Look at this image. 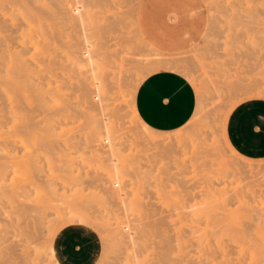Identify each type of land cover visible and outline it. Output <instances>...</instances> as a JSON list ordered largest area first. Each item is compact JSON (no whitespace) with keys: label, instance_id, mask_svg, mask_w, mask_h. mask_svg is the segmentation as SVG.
<instances>
[{"label":"rangeland","instance_id":"1","mask_svg":"<svg viewBox=\"0 0 264 264\" xmlns=\"http://www.w3.org/2000/svg\"><path fill=\"white\" fill-rule=\"evenodd\" d=\"M80 1L86 4V7L84 9L85 11L83 12V17L81 18L82 21L78 19V16H74L72 14L71 16L69 14V7L75 6L76 3V5H79V3L81 4ZM134 1L132 2L130 0H126L125 3L127 4V6L126 4L124 6V3L122 5L110 4L108 0H37L38 11L40 15L39 39L41 64L37 112H39V114L42 116L47 113L53 114L55 116H61L70 112L73 118H82L85 124H87L92 131V126L97 129L99 128V120L97 118L101 117L104 119H108L109 117L108 120L110 121H107L106 119L105 121L111 123L112 125L114 124V134L116 136V141H118L115 146L119 148V154H111V151L107 149L109 146H105V149H98L95 144L96 142L94 143V141H96L94 140V134L92 136H89V139L86 142V139L83 135L79 136L71 132L70 134L69 131H65L63 133L60 132L59 135H56V138L53 140L51 138L52 135H50L51 137H48V134H50L49 131L43 128L44 121L38 120V116H35V111L33 109L27 108V104H15L14 106H10V104L4 105L3 103H0V162H10L12 160L16 161V158H6V160L3 155L2 148H5V146L8 145L9 150L14 149L13 139H16V137H18L17 135L22 129H25L24 137H26V144L25 146H23V149H21L19 153H22V160L20 161L19 169L16 170L18 167H16L15 165L14 167H12V170H10L11 172L9 173L8 171L9 174L5 175L7 179L5 178L6 180L4 179V181H8L7 183H9V186L13 184L12 186H10V190L7 187L8 184L7 186L5 184L6 188L3 189L4 185H1V183L3 182V177L0 176L2 179L0 180V182L2 181L0 183V193L5 192V194L2 193L0 195V264H34L32 263L31 258H27L28 256L24 257V254H22V241L17 236L19 232L17 229L19 220H21V214H19L20 217H18V213H20V202L16 197L17 195L14 193V188L15 184H17L18 182L17 177L21 175L24 176L25 181H27L28 185H33L32 187H35V183H38L41 192L46 191L47 188L44 187H47L48 183H51V186L57 189V195H55L58 197V199L55 200V202L59 201L57 205L58 207H60V209H62L61 212H67L68 207H73L72 209L74 210L77 207L83 205V207L95 210L96 212L99 211L97 213L102 212L103 214L104 211L106 213V210L110 206H112L114 209H117V212L119 214L117 212H111V216L107 217H110V221L112 218L114 219L112 220V225H115L119 223V221H121L119 224L121 228L123 226L121 224H124L126 222L129 224L128 228L129 230L130 228H132L131 233L133 235L131 234V236H133L134 238V252L132 253V250H129L130 253H128V250H125L126 248L122 244L117 243L119 248H115L117 247V244H114L115 246L112 247L113 244L110 243L109 249L112 247L111 250L115 251L112 254L114 255L116 253L117 255L115 254V257L112 258L113 255L111 253H108V251L111 252V250L107 249L106 253L108 254L105 255H103L104 250H102L100 253V257L97 260L98 262H96L95 264H128L135 259H137V261L139 262L138 264H177L179 263L176 258V254L178 253L177 251L178 249H185L186 245L188 246V251H190V254L188 256L191 260V264H198V252H196V249H198V247L201 246L200 243H202V235L198 229V224L199 222H201V218L199 217V213H197V211L196 213L195 211L194 213H191L192 208H194V204L196 203V206L198 203L196 201L199 198L197 199L194 197V195L196 194L195 192L197 191L199 192V195L201 196L200 198L202 199V195L204 194L203 191L205 192V190H209V193L212 194V191L214 189L216 190L219 188L218 191H220V189H223V192H220L225 196L228 192L226 191L228 190L227 188H229V192L231 193L232 191L230 190L234 189L233 192L235 196L229 192L228 193L231 194V199L232 196L237 199L239 197L238 201L240 202V205L238 204V202L237 204L235 203L237 199H235L236 201L232 200V202L234 201L235 203L233 204L235 207L233 205V207L231 205L229 206V208L232 210L231 211L228 209L230 213H254V210L256 213V208L257 213H264V198L262 197L264 196L262 191L264 190V184L261 181L260 184L263 185H261L260 187V195H258V193H255L257 197L260 196V198H257L256 196V198H254L256 208L253 202V204H251V201L249 199H245L246 197H243L246 195L247 191H249V185L250 187H252L253 184H255V181L252 182V185L249 182L250 184L248 185V188L244 191L246 192L245 195L242 196L243 193L241 194V199H244V201L246 200L245 202L241 201L239 196L240 192H238V194H235L237 193V191H240L241 187L239 186L243 185V183H246L247 185V182L244 179V176L246 175L245 173L243 175V172L249 171L253 178L255 177L253 173L258 174L257 172L259 171L264 173V169L263 171L261 170L262 168H264V157L255 158L241 153L233 146L227 134V120L229 114L239 102L252 97L264 98V0H251V5L249 2L247 3L246 0ZM107 6L109 8L108 10ZM1 41L2 40H0V54L2 55L1 52L3 50V41ZM83 42L86 43L84 44ZM86 44H88L89 46L86 47ZM130 45L131 47H129ZM139 49L140 51L143 50L144 53L143 51H137ZM136 51L141 56L137 55L138 53ZM145 51L146 54L147 52L149 54H147L148 58L151 57L153 61H149L151 58H146L147 56H145ZM87 54H90V59H88L89 57L87 56ZM163 55L168 56L166 57L168 59L170 57V60L176 57V59L174 58L175 61H173L174 59L172 60L176 63L174 64L169 60L167 61V59L165 61ZM143 56H145V58L147 59L146 62V59H144ZM156 57H163V60L167 62L166 64L168 65H165V62L161 59L160 60L162 61V63L161 61H159L160 64H158L159 58L157 59ZM0 58V60H2V57ZM154 58L157 59V62L154 61ZM151 64L153 65V67ZM170 64L175 66H172ZM49 68L54 71L52 78L47 76ZM175 68H177L176 71H180L185 74L194 84L197 91L196 108L194 114L184 126L172 130H158L149 126L140 117L135 103L137 88L143 78L149 73L159 69L175 70ZM50 79L52 82L51 86L48 85ZM95 80H98V82L95 83ZM80 86L88 89L87 98L83 97ZM19 105L22 108H27V111H24L25 109H18L17 107L20 108ZM103 112L105 113V115ZM94 116L97 118H95ZM16 120L18 123L16 122ZM196 122L198 123V125ZM201 124L203 125L201 126ZM195 125H197L198 129ZM82 126L83 125L79 124V122H76L75 130L80 132L82 130ZM5 129L7 131H5ZM37 130H40V133H38L39 131ZM183 131H185V133ZM200 132L206 133L208 138H206L205 134V136L202 133L200 134ZM66 133L70 134L69 137H65ZM188 133H190L191 135H188ZM38 135L40 136L39 138L41 140L43 139L42 142H40L41 140L38 138ZM130 135H134L132 142L133 149L131 150V146L127 141V139H130ZM200 135L201 137L203 136L202 139L199 137ZM181 136L183 137L181 138ZM215 136L219 138L217 139V141L219 142L220 147L218 144L217 146H214L212 143L214 142V144L216 145ZM204 137L207 141L204 140ZM66 138L69 139L67 140ZM191 138L194 139V141L191 140ZM64 139L66 140L65 142ZM184 139L186 141L182 143L181 141ZM210 139H212V142ZM77 140L80 144L75 143L77 142ZM188 140L191 142V144ZM57 141L59 144H57ZM68 141L72 142H69L68 145ZM200 141L203 142V144L200 145ZM31 142L35 146V148L32 147L33 145H31ZM52 142L55 144H53ZM192 142L195 143L194 146L192 145ZM177 143L181 144L182 146L183 144H186L188 145L187 147H190L189 145H191L192 147L189 148V151L186 150L187 147H185L184 145L186 152L188 151L189 154H183L185 150L183 151L182 149L184 148L182 146L179 147V145H176ZM197 143H199V145H197L198 148L196 147ZM43 145L47 147L45 148ZM202 145L203 147H201ZM210 145L217 147V151L218 147L220 148L219 151L224 150L222 154L225 153L226 156L221 157L219 151L218 153L217 151H214L216 149L214 147L212 150V146L210 147ZM40 146H42V149L44 148L43 151L40 149ZM176 146L180 148V151ZM24 148L26 149V151ZM38 148L40 149V151ZM71 148H77V150ZM190 149L191 151H193L192 153ZM201 149L204 150L201 151ZM68 150H70V152H67ZM81 150H83V153L81 152ZM30 151L32 152L29 156ZM205 151L209 152H206L209 156L204 153ZM35 152H37L38 154ZM60 152L66 156L69 155L68 157H71V159L65 157ZM73 152H75L76 154ZM79 152L80 154H78ZM13 153L15 155L14 150H12V154ZM23 154L28 155L23 156ZM32 154L36 155H34V158L39 157V160H37L38 158L34 159ZM45 154H47L48 156H45ZM74 154L75 156H73ZM81 155H84L85 158L80 159V157H83ZM95 155L98 157H96ZM89 156L91 157L89 158ZM125 156H127L126 159H128V161H132V166L123 167L121 165V158L125 159ZM41 157L45 159H48L49 157V159H51L47 162L49 164L46 163L47 160H45V162L43 161L44 159L41 160ZM110 157H114L117 159L116 162L117 164H119L120 169L118 182L120 203L117 198H112L111 202L113 204L110 203L107 198H102L103 196H107V194L104 193V186L110 180L109 178L112 177V170L110 166L112 162L110 160ZM226 157H232L233 159L229 158L230 161H227ZM99 158L101 161L99 160ZM88 159H90V162L92 163L91 165H89V167L88 163L86 165V162H89ZM30 160L31 162H29ZM81 160L87 161H85V163L83 164ZM231 160H236V163H233ZM41 161L42 163H40ZM72 161L74 165L76 164L75 166L72 164ZM52 162L53 164H50ZM95 162H99L98 165H102L98 166ZM228 162L229 164L227 165ZM33 163L35 164V166H33ZM113 163H115V161H113ZM26 164H28L29 166ZM221 165L224 166H222L224 169L220 168ZM229 165H231V169L235 167L234 169H237L236 171H240V173L230 171L231 169L229 168ZM11 166L9 167V169H11ZM49 167L53 169L51 170L49 169ZM76 167L79 168L77 169ZM95 167L96 169H94ZM99 167L105 168L106 171L104 172V169L99 170ZM13 168L16 169L13 170ZM199 168H204L205 170H203V172L200 171L201 173H198ZM227 168L229 169V171L227 170ZM253 168L254 170H252ZM42 169L46 170L44 171L47 175L42 171ZM109 169L111 171H109ZM220 169L223 171H221ZM50 170L51 173L49 172ZM94 170L97 171V173H95ZM75 171L78 172H76L75 174ZM79 172H81V175H79ZM106 172H108V174ZM1 173L2 172H0V175H3ZM63 173L64 175L66 174L67 177L69 176L68 180H66L67 177L64 178L65 176L63 175ZM29 175L31 178L29 177ZM53 175L54 178H52L51 180L50 177H52ZM55 175L58 176L56 177ZM71 175L73 177H78L79 175L78 178L74 177L78 181H76L74 178H71ZM108 175H110L111 177ZM263 175L264 174L261 175V178L258 177L255 180L257 181L258 179H263ZM13 176L15 178H13ZM61 176L63 177V179ZM201 176L206 177V179L209 178L208 180H214V183H212L214 184L212 185L213 189L209 187L210 185L208 186L207 180L206 182H204L205 180L203 181L199 178ZM233 176L234 179L232 178ZM197 178H199V182L196 180ZM222 178L224 180H222ZM9 179H11L10 182L13 181L14 183L12 182L11 184L9 182ZM49 179L52 182H49ZM58 180L61 183H66V186H69L66 187L64 183V185H61L60 182H57ZM200 182L205 186H203ZM211 182H209V184ZM59 183L61 185L59 189L61 191V194L58 190ZM75 183L77 184L75 185ZM196 183H198V186L196 185ZM200 185L204 187H201V190ZM218 185L221 187H219ZM255 185H259V182ZM255 185L252 188L255 189ZM79 186L82 189H80ZM98 186L99 188H97ZM216 186H218V188ZM63 187L66 188V193L62 192L64 191ZM85 187L87 188V190L85 189ZM238 187L239 190L237 189L236 191L235 189ZM91 188L96 189L94 191ZM209 188H211L212 191H210ZM256 188L259 189V186H256ZM67 189H69V191L71 189L72 190L68 192ZM88 189L89 191H93L92 195L91 191L89 192ZM257 189L255 191H257ZM73 190H77L75 191L74 195L72 194L74 193ZM80 190L86 191L81 194L82 191ZM87 191L90 194L89 197H91L92 199L94 198L93 201L91 198L84 197V195L88 196ZM76 192H80L79 195H82L83 197L81 198ZM94 192L96 193V195L99 194V196H102L104 194L101 197V201L103 200L102 203L101 201H99L100 197L96 196ZM198 192L196 195H198ZM241 192H243V190H241ZM218 193L219 192H217L216 194ZM261 193L263 194L262 196ZM6 194H8V197L9 195L12 196L8 199V197H6ZM63 194H68L66 195L67 198L64 197ZM76 194L77 196H75ZM216 194L214 192L212 195L213 197H211V195H208L213 203L216 201V198L214 197V195ZM249 194L250 193H248L247 195L249 196ZM251 194L253 196L254 192H251ZM2 195H4L3 197H5V201L7 200V203H5ZM14 195L15 197H13ZM227 195L225 199H228ZM72 196L73 199H75L76 197L75 202L78 204V206L72 199ZM95 196L99 199L97 200ZM208 196L206 197L208 198ZM221 196H217L218 202L213 204L210 201L211 204L208 203V205L215 206L216 204L218 205L219 202L223 204L222 201H224L225 203L226 200L223 198V196L222 199L224 200H219ZM252 196L250 195L248 198ZM63 197L65 198V200H62ZM68 197L71 198V200L68 199ZM205 198L204 200H206ZM77 200H79V202ZM208 200L210 199H207V201ZM256 200L261 203L258 204ZM2 201H4L3 203H5V205L2 203ZM70 201L72 203H70ZM228 201H226L227 203H225V205L227 204L226 206L229 205ZM67 202H69L68 204L70 206L67 204ZM8 203L11 204L8 205ZM13 203L18 205H13ZM243 203H246L247 207L243 205ZM59 204H62V206H59ZM6 205H8V207H6ZM104 205L109 206L103 207ZM199 205H201V203H199ZM63 206L65 207V209H63ZM242 206L247 210L244 211V208ZM252 206L254 207L252 208ZM258 206L260 210L262 208L263 209L260 211L258 209ZM3 207H5L6 210ZM197 208L195 210H197ZM207 208L208 206L206 207V209ZM217 208L215 209L216 211ZM223 208H225V206H223L219 210V213L222 212L221 210ZM248 208L250 211L248 210ZM72 209H69V211H73ZM11 210L12 212L14 210L16 212L14 211V213L12 214V212H10ZM202 211H200V213H202ZM15 213H17V215H15ZM54 213L55 212L51 213L52 217L56 215V213ZM139 213L141 214L139 215ZM223 213H227V211H224L223 209ZM114 214L116 217H118H114ZM50 216L51 215H49V217ZM12 217H16L17 219ZM16 221L18 222L16 223ZM50 222L52 225L54 224V226L57 225L53 221ZM141 226L142 229L143 227H147L148 230H142ZM123 229L126 228L123 227ZM12 232H15V234ZM15 236H17V238ZM43 238L44 234L38 238L41 244H43V241L45 239ZM203 243L204 248L208 250L212 248L210 247L211 245H209L211 242L205 240ZM206 243L208 244L206 245ZM205 246H208V248ZM124 252L125 254L128 253L126 254V257ZM132 256H135V258L133 259ZM125 259H127L128 261H126ZM121 260H125V262Z\"/></svg>","mask_w":264,"mask_h":264},{"label":"bare ground","instance_id":"2","mask_svg":"<svg viewBox=\"0 0 264 264\" xmlns=\"http://www.w3.org/2000/svg\"><path fill=\"white\" fill-rule=\"evenodd\" d=\"M83 1V0H82ZM130 1H134V0H130ZM227 1V0H226ZM247 1V3L249 2L250 3V1L251 0H246ZM263 1V0H262ZM72 2V1H71ZM81 2V1H80ZM108 2H110V4H113V5H122L123 3H124V6H125V2H126V0H108ZM134 2H136V1H134ZM242 2V1H241ZM227 3V2H226ZM232 3V2H231ZM246 3V4H247ZM254 3V2H253ZM261 3V2H260ZM263 3H264V1H263ZM77 4V3H76ZM75 4V6H71V7H69V14L71 15H74V16H78V19H80L81 20V18L83 17V12L85 11L84 9H85V7H86V4L85 3H82L81 2V4L79 3V5H76ZM108 4V3H107ZM242 4V3H241ZM240 4V5H241ZM245 4V5H246ZM252 4V2L250 3V5ZM71 5V4H70ZM129 5V4H128ZM131 5V4H130ZM133 5H134V3H133ZM237 5H238V3H237ZM244 5V4H243ZM249 5V6H250ZM104 6V5H103ZM109 6V5H108ZM108 6H107V10L109 9L108 8ZM126 6H127V4H126ZM257 6V5H256ZM262 6H263V4H262ZM115 8V7H114ZM119 8V7H118ZM220 8V7H219ZM106 9V8H105ZM106 10V11H107ZM123 12V11H122ZM125 12V11H124ZM123 14V13H122ZM71 15V16H72ZM107 15V14H106ZM261 15H263V14H261ZM121 17V16H120ZM115 18V17H114ZM111 19V18H110ZM79 21V20H78ZM82 21V20H81ZM81 21H80V23H81ZM84 23V22H83ZM119 23V22H118ZM81 25H83V24H81ZM121 25V24H120ZM122 32V31H121ZM121 34V33H120ZM132 34V33H131ZM130 34V35H131ZM118 35V34H117ZM123 35V34H122ZM39 37H40V15H39V11H38V5H37V0H0V40H2L3 41V50H2V55L0 54V57H2V60H0L1 62H0V103H3L4 105L5 104H10V106L11 105H15V104H27L28 105V107L27 108H29V109H33L34 111H35V116H38V120H40V121H44V123H43V128L45 129V130H47V131H49V133L50 134H48V137L50 136V135H52V139L54 140L55 138H56V135H59V133L60 132H65V131H69V133L71 132V133H73V134H76V135H83L84 137H85V139H86V142L88 141V137L89 136H92L93 134L95 135V137H94V140H96V141H94V143L96 144V147L98 148V149H103L105 146H109L107 149H109L110 151H111V154H114V153H117V154H119V148H117V146H115V144L118 142V141H116V136H115V134H114V132H115V129H114V127H113V125L111 124V123H108V122H106L105 121V119L104 118H101V117H99V118H97V117H95V118H97L98 120H99V128L97 129V128H94V126H92V129H93V131L92 130H90V128H89V126L87 125V124H85V122H84V120L81 118H73L71 115V113L70 112H68V114H65V115H61V116H55V115H53V114H49V113H47V114H45V115H40L39 114V112H37V108H38V96H39V76H40V68H41V64H40V39H39ZM131 40V39H130ZM140 40V39H139ZM1 41V42H2ZM84 43V42H83ZM86 43V42H85ZM84 43V44H85ZM125 43V42H124ZM124 43H123V45H124ZM140 43V42H139ZM2 44V43H1ZM83 44V45H84ZM126 44V43H125ZM128 44V43H127ZM87 46L86 47H88L89 45L88 44H86ZM129 47H131V45L129 46ZM133 47V46H132ZM83 48H84V46H83ZM82 48V49H83ZM125 48V47H124ZM128 48V47H127ZM142 48V47H141ZM126 49V48H125ZM88 50H89V48H88ZM87 51V50H86ZM129 51V50H128ZM137 51H139V52H141V51H143V50H141L140 51V49L139 50H137ZM136 51V52H137ZM88 52V51H87ZM89 53V52H88ZM138 53V52H137ZM143 53H144V51H143ZM142 53V54H143ZM84 54V53H83ZM141 54V53H140ZM145 54H146V51H145ZM144 54V55H145ZM147 54H148V52H147ZM147 54L145 55V56H147ZM195 54V53H194ZM198 54V53H197ZM90 55V54H89ZM89 55L87 54V56L89 57ZM92 55V54H91ZM137 55H139V53L137 54ZM149 55V54H148ZM150 55H151V53H150ZM193 55V54H192ZM86 56V57H87ZM129 56V55H128ZM139 56H141V55H139ZM139 56H138V58H139ZM145 56H143V58L144 59H146V58H148V56L145 58ZM155 56V55H154ZM157 56V55H156ZM164 56V55H163ZM200 56V55H199ZM124 57V56H123ZM137 57V56H136ZM166 57H168V56H164V60L166 61V59H167V61L169 60V61H171L172 63H176V62H173V61H175V59H176V57H172L173 59V61L172 60H170V57H169V59L168 58H166ZM179 57V56H178ZM177 57V58H178ZM182 57V56H181ZM181 57H180V60H181ZM125 58V57H124ZM135 58V57H134ZM151 58V57H150ZM150 58H148V59H150ZM157 59L159 58V57H156ZM156 58H154L155 60L154 61H156L157 59ZM1 59V58H0ZM88 59H90V57L88 58ZM137 59V58H136ZM163 60V57L161 58H159V60H158V62L159 61H161V60ZM139 60H141V59H139ZM163 60V61H164ZM177 60H179V59H177ZM176 60V61H177ZM144 61V60H143ZM142 61V62H143ZM147 61V59L145 60V62ZM149 61H153L152 60V58L149 60ZM164 61V62H165ZM125 62V61H124ZM132 62V61H131ZM139 62V61H138ZM157 62V61H156ZM179 62V61H178ZM177 62V63H178ZM155 63V62H154ZM161 63H162V61H161ZM167 62H165V65H168V64H166ZM169 63V62H168ZM183 63H186V62H183ZM91 64V63H90ZM157 64V63H156ZM158 64H160V62L158 63ZM152 65V64H151ZM170 65H172V64H170ZM179 65H181V64H179ZM184 65V64H183ZM159 66V65H158ZM172 66H175V65H172ZM144 67V66H143ZM152 67H153V65H152ZM145 68V67H144ZM154 69V68H153ZM175 70H177V68H175ZM178 70H180V69H178ZM182 71V70H181ZM53 70L51 69V68H49L48 69V72H47V76L48 77H50V78H52L53 77ZM102 77V76H101ZM95 78V77H94ZM234 79V78H233ZM90 80V79H89ZM96 82H98V80L96 81L95 80V83ZM105 82V81H104ZM230 82V81H229ZM100 83V82H99ZM239 83V82H238ZM51 84H52V82H51V79H50V81H49V83H48V85L49 86H51ZM92 84V83H91ZM102 84V83H101ZM90 85V84H89ZM95 85V84H94ZM88 86V85H87ZM92 86V85H91ZM105 86H106V84H105ZM216 86V85H215ZM236 86V85H235ZM94 87V86H93ZM92 88V87H91ZM255 88V87H254ZM95 89V88H94ZM106 89V88H105ZM80 90H81V93H82V95H83V97L84 98H87L88 97V89H86V88H84V87H81L80 86ZM96 90H97V88H96ZM253 90V89H252ZM239 92V91H238ZM257 92V91H256ZM99 93V92H98ZM236 93V92H235ZM260 93V92H259ZM263 93H264V91H263ZM232 94V93H231ZM230 94V95H231ZM248 94V93H247ZM211 97V96H210ZM226 97V96H225ZM203 98V97H202ZM228 98V97H227ZM204 100V99H203ZM235 100V99H234ZM223 101V100H222ZM226 101V100H225ZM228 101V100H227ZM233 101V100H232ZM231 103V102H230ZM228 104V103H227ZM9 106V107H10ZM20 106V105H19ZM227 106V105H226ZM16 107V106H15ZM24 107V106H23ZM18 109H20V110H23V109H25L24 111H27L26 109L27 108H22L21 106H20V108L19 107H17ZM11 109V108H10ZM14 109V108H13ZM210 109V108H209ZM97 110V109H96ZM14 111V110H13ZM10 112V111H9ZM12 112V111H11ZM24 113V112H23ZM99 113V112H98ZM104 113V112H103ZM221 113V112H220ZM7 114V113H6ZM13 115H16V114H13ZM29 115V114H28ZM101 115V114H100ZM104 115H105V113H104ZM195 116V115H194ZM15 117H18V116H15ZM21 117V116H20ZM1 118V117H0ZM23 119V118H22ZM108 119H109V117H108ZM108 119H106L107 121H110V120H108ZM206 120V119H205ZM204 120V121H205ZM213 120V119H212ZM221 120V119H220ZM19 121H21V120H19ZM16 122H17V120H16ZM76 122H79V124H81V125H83L82 126V130L80 131V132H78L77 130H75V123ZM133 122V121H132ZM2 123V122H1ZM18 123V122H17ZM20 123V122H19ZM23 123V122H22ZM197 123V122H196ZM214 123V122H213ZM222 123V122H221ZM109 124H111V125H109ZM197 125H198V123H197ZM197 125H195L196 127H197ZM203 124H201V126H202ZM4 126V125H3ZM13 126H14V124H13ZM23 126H24V124H23ZM22 126V127H23ZM18 127H20V126H18ZM213 127V126H212ZM13 128H15V127H13ZM102 128V129H101ZM17 129V128H16ZM197 129H198V127H197ZM13 130V129H12ZM193 130V129H192ZM209 130V129H208ZM212 130V129H211ZM5 131H7L6 129H5ZM10 131V130H9ZM14 131V130H13ZM37 131H39L38 133H40V130H37ZM44 131V130H43ZM198 131V130H197ZM205 131V130H204ZM203 131V132H204ZM214 131V130H213ZM15 132V131H14ZM184 133H185V131H183ZM183 132H182V135H183ZM206 132V131H205ZM208 132V131H207ZM4 133V132H3ZM67 134L66 133V135H65V137H69V135L71 134ZM191 133V132H190ZM190 133H188V135L190 134ZM202 132H200V134H201ZM13 134V133H12ZM16 134V133H15ZM14 134V135H15ZM28 134H29V132H28ZM28 134H27V137H28ZM195 134V133H194ZM199 134V133H198ZM203 135L205 134L206 135V138H208L207 137V134L206 133H202ZM215 134V133H214ZM43 135V134H42ZM41 135V136H42ZM47 135V134H46ZM68 135V136H67ZM76 135H74V136H76ZM117 135V134H116ZM187 135V134H186ZM191 135V134H190ZM204 135V136H205ZM216 135V134H215ZM18 137H16V139L14 138L13 140H14V143H13V148L14 149H12V150H14V152H15V155H14V153L12 154V150H9V147H8V145L7 146H5V148H2L3 149V155H4V157H5V159L6 158H10V159H13V158H16V161L15 160H12V161H10V162H8V161H1L0 162V172H2L1 174H3V175H0L1 177H3V180L1 179V177H0V180H2L1 182L2 183H4V184H2L1 182V185L3 186L4 185V187H3V189H5L6 188V186H7V184H8V188H9V190L11 189L10 188V186H12L13 184H12V182H10V180L11 179H9V182L12 184V185H10L9 186V183H7L8 181H4V179L6 178L7 179V177H5V175L7 174H9L11 171L10 170H12V167H14L15 165H16V167H18L16 170H18L19 169V164H20V161L22 160L21 158H22V153L21 154H19L20 153V150L21 149H23V146H25V144H26V137H24L25 136V129H22V130H20V132L18 133V135H17ZM31 136V135H30ZM30 136H29V138H30ZM33 136V135H32ZM45 136V135H44ZM40 136L38 135V138H39ZM59 137H61V136H59ZM64 137V136H63ZM130 137V139H127V141L129 142V145L131 146L130 147V150L131 149H133V145H132V142H133V138H134V135H130L129 136ZM178 137V136H177ZM176 137V138H177ZM183 136H181V138H182ZM201 139H202V137H201V135L199 136ZM211 137V136H210ZM216 137V136H215ZM33 138V137H32ZM43 138V137H42ZM194 138H195V136H194ZM205 138V137H204ZM206 138L204 139V140H206ZM213 138H214V136H213ZM5 139V138H4ZM34 139V138H33ZM40 139V138H39ZM46 139V138H45ZM67 139V138H66ZM69 139V138H68ZM67 139V140H68ZM77 139V138H76ZM118 139V138H117ZM189 139V138H188ZM217 139H219V138H215V140H216V145L214 144V142H212V139H210L211 140V142L213 143V145L214 146H217V144L219 145V147H220V144H219V142L217 141ZM38 140V139H37ZM41 140V139H40ZM43 140V139H42ZM42 140L40 141V142H42ZM79 140H80V138H79ZM178 140H179V138H178ZM186 140H187V138H186ZM185 139L184 140H182L181 142L183 143L184 141H186ZM191 140H193L194 141V139H192L191 138ZM203 140V141H204ZM45 141V140H44ZM51 141V140H50ZM58 141H59V139H58ZM58 141H57V144H59L58 143ZM66 140L64 139V142H65ZM74 141H76V140H74ZM85 141V140H84ZM189 141V140H188ZM207 141V140H206ZM69 142H72V141H68L67 142V144L69 143ZM178 142V141H177ZM180 142V143H181ZM190 142V141H189ZM199 142V141H198ZM201 142V141H200ZM210 142V141H209ZM218 142V143H217ZM49 143V142H48ZM53 143V142H52ZM75 143H78V140H77V142H75ZM38 144V143H37ZM53 144H55V143H53ZM64 144V143H63ZM66 144V143H65ZM78 144H80V143H78ZM86 144V143H85ZM190 144H191V142H190ZM194 142H192V145L194 146ZM201 144H203V142H201L200 143V145ZM31 145H33L32 144V142H31ZM69 145V144H68ZM67 145V146H68ZM75 145H77V144H75ZM176 145H179V147L180 146H182L181 144H179V143H177ZM184 145H185V147H187L188 145H186V144H183V148H184ZM197 145H199V143H197L196 144V147H197ZM44 146V145H43ZM59 146V145H58ZM62 146V145H61ZM190 147H187V149L186 150H188L189 151V148H191L192 146L191 145H189ZM205 146H206V142H205ZM212 145H210V147H211ZM214 146H212V150H213V147ZM28 147H30V146H28ZM32 147H34L35 148V146L33 145ZM42 146H40V149L43 151V149L41 148ZM45 147V146H44ZM47 147V146H46ZM45 147V148H46ZM52 147V146H51ZM63 147V146H62ZM74 147H76V146H74ZM83 147H84V145H83ZM177 147V149L179 150L180 148H178V146H176ZM181 147V148H182ZM201 147H203V145L201 146ZM218 147V151H219V148ZM49 148V147H48ZM70 148V147H69ZM106 148V147H105ZM104 148V149H105ZM195 148V147H194ZM198 148V147H197ZM200 148V147H199ZM214 148H216L214 151H217V147H214ZM25 149V148H24ZM27 149H29V148H27ZM39 149V148H38ZM40 149H39V151H40ZM52 149V148H51ZM61 149H64V148H61ZM71 149H74V148H71ZM176 149V150H177ZM222 149H224V148H222ZM32 150H33V148H32ZM36 150H37V147H36ZM74 150H77V148L76 149H74ZM79 150V149H78ZM93 150V149H92ZM183 151L185 150V148L184 149H182ZM182 150H181V153H182ZM186 150H185V152H186ZM192 150H193V148H192ZM202 150H204V149H201V151ZM25 151H26V149H25ZM62 151V150H61ZM73 151V150H72ZM71 151V152H72ZM96 151V150H95ZM94 151V152H95ZM100 151V150H99ZM98 151V152H99ZM180 151V150H179ZM184 152L183 154H189V152ZM190 151H191V149H190ZM209 151V150H208ZM208 151H205L204 153H206V152H208ZM218 151H217V153H218ZM22 152V151H21ZM31 152L32 151H30V154H29V156L31 155ZM38 152V151H37ZM37 152H35V153H37ZM46 152H47V149H46ZM58 152H59V150H58ZM57 152V153H58ZM63 152H65V151H63ZM67 152H70V150H68ZM81 152L83 153V150H81ZM93 152V151H92ZM98 152H96V153H98ZM102 152V151H101ZM193 151H191V153H192ZM222 152H224V150H221V151H219V154H220V156L221 157H224V156H226V154L225 153H223L222 154ZM26 153V152H25ZM27 153H29V152H27ZM34 153V152H33ZM39 153V152H38ZM37 153V154H38ZM41 153V152H40ZM43 153H45V152H43ZM61 153V152H60ZM73 153H75V152H73ZM178 153V152H177ZM209 153V152H208ZM208 153H206L207 155H208ZM53 154H56V153H53ZM61 154H63V153H61ZM66 154V153H65ZM68 154V153H67ZM69 154H71V153H69ZM76 154V153H75ZM75 154L73 155V156H75ZM78 154H80V152L78 153ZM77 154V155H78ZM101 154V153H100ZM100 154H98V155H100ZM223 156H222V155ZM25 154H23V156H24ZM28 155V154H27ZM27 155H25V156H27ZM35 155V154H34ZM33 154H32V156H33V158L36 156H34ZM43 155V154H42ZM64 155V154H63ZM87 155V154H86ZM102 155V154H101ZM217 155V154H216ZM32 156H31V160H32ZM38 156V155H37ZM40 156V155H39ZM45 156H48L47 154H45ZM57 156V155H56ZM65 157H68V156H66V155H64ZM64 156H62V157H64ZM81 156H83L82 158L80 157V159H84L85 157H84V155H81ZM96 156V155H95ZM104 156V155H103ZM113 156V155H112ZM115 156H116V154H115ZM114 156V157H115ZM118 156V155H117ZM191 156V155H190ZM209 156V155H208ZM218 156V155H217ZM228 156V155H227ZM61 157V158H62ZM86 157H88V156H86ZM91 156H89V158H90ZM96 157H98V156H96ZM114 157H110V160H111V164H110V166H111V170H112V174H111V176L110 175H108V176H110L111 178H109L110 180L107 182V184H105V186H104V193H106L107 194V196H99V194H97L96 195V193H95V195L96 196H99L100 197V200L99 201H101V199L102 198H107L108 200H109V202L110 203H112L111 202V199L113 198H117L118 199V201H119V203H120V196H119V192H118V182H119V175H120V169H119V164H117V162H116V158H114ZM126 157L127 156H125V159H122L121 158V165L124 167H127V166H132V161H128V159H126ZM36 158H38L37 160H39V157H36ZM36 158H34V159H36ZM59 158V157H58ZM69 159H71V157H68ZM78 158H79V156H78ZM100 158H101V156H100ZM100 158H99V160H100ZM103 158V157H102ZM211 158V157H210ZM215 158V157H214ZM229 158H232V157H229ZM229 158L228 157H226V159H227V161L229 160ZM9 159V160H10ZM42 159H44L43 161L45 162V160H47L46 161V163L49 161V160H51V159H49V157H48V159H45V158H42L41 157V160ZM60 159V158H59ZM73 159V158H72ZM75 159H76V157H75ZM104 159V158H103ZM207 159V158H206ZM220 159V158H219ZM233 159V158H232ZM7 160V159H6ZM31 160L29 161V162H31ZM37 160H35V161H37ZM55 160V159H54ZM89 160V162H86V165H87V163H88V167H89V165H91L92 163L90 162V159H88ZM211 160H217V159H211ZM34 161V160H33ZM61 161V160H60ZM69 161V160H68ZM74 161V160H73ZM73 161H72V164L74 165V163H73ZM77 161V160H76ZM75 161V162H76ZM84 160H81V162L84 164L85 163V161H87V160H85L84 162H83ZM101 161V160H100ZM105 161V160H104ZM104 161H102V162H104ZM113 161H115V163H113ZM220 161V160H219ZM230 161V160H229ZM232 161V160H231ZM236 161V160H235ZM235 161H232L233 163H236ZM29 162H28V164H29ZM51 162V161H50ZM71 162V161H70ZM107 162V161H106ZM26 163V162H25ZM37 163V162H36ZM40 163H42V161L40 162ZM45 163V164H46ZM58 163V162H57ZM63 163V162H62ZM61 163V164H62ZM96 163V162H95ZM98 163L99 162H97L96 164L98 165ZM101 163V162H100ZM109 163H110V161H109ZM219 163V162H218ZM232 163V164H233ZM240 163V162H239ZM12 166H11V165ZM28 164H26V165H28ZM34 164V163H33ZM47 164H49V163H47ZM50 164H53V162L52 163H50ZM59 164V163H58ZM67 164V163H66ZM95 164V165H96ZM199 164V163H198ZM229 164V162L227 163V165ZM241 164V163H240ZM41 165V164H40ZM72 165V166H73ZM76 165V164H75ZM74 165V166H75ZM102 164H100V165H98V166H101ZM226 165V164H225ZM11 166V169H9V167ZM29 166V165H28ZM33 166H35V164L33 165ZM52 166V165H51ZM93 166V165H92ZM91 166V167H92ZM98 166H97V168H98ZM104 166V165H103ZM223 165H221V169L224 167H222ZM231 165H229V168L231 169V167H230ZM232 166H234V165H232ZM36 167H38V166H36ZM42 167V166H41ZM44 167H48V166H44ZM53 167H54V165H53ZM57 167V166H56ZM80 167V166H79ZM78 167V168H79ZM84 167V166H83ZM82 167V168H83ZM226 167V166H225ZM228 167V166H227ZM33 168V167H32ZM77 168V167H76ZM77 168V169H78ZM86 168H87V166H86ZM93 168V167H92ZM92 168H90V169H92ZM235 167H233L230 171H234V172H239L240 173V171H236L237 169H234ZM260 168V167H259ZM9 169V170H8ZM14 168H13V170H15ZM45 169H48V168H45ZM44 169V170H45ZM49 169H51L50 167H49ZM53 169V168H52ZM51 169V170H52ZM62 169V168H61ZM73 169V168H72ZM76 169V170H77ZM85 169V168H84ZM94 169H96V167L94 168ZM102 170V169H104V172L106 171L105 170V168H103V167H99V170ZM212 169V168H211ZM220 169V170H221ZM224 169V168H223ZM234 169V170H233ZM263 169L264 168H262L261 170L263 171ZM39 170V169H38ZM40 170H41V168H40ZM39 170V171H40ZM43 169H42V171L45 173V171H44ZM51 170L49 171L50 173H51ZM55 170V169H54ZM53 170V171H54ZM58 170V169H57ZM98 170V171H99ZM110 169H109V171H111ZM199 171H198V173L201 171V172H203V170H205L204 168L202 169V168H199L198 169ZM226 170V169H225ZM224 170V171H225ZM227 170L229 171V169L227 168ZM226 170V171H227ZM252 170H254V168L252 169ZM252 170H251V172H252ZM8 171H9V173H8ZM56 171V170H55ZM71 171H73V170H71ZM218 171H219V169H218ZM221 171H223V170H221ZM225 171V172H226ZM65 172H67V171H65ZM76 172H78V171H75V174H76ZM87 172H88V170H87ZM94 172L95 173H97V171H95L94 170ZM200 172V173H201ZM205 172V171H204ZM209 172V171H208ZM255 172V171H254ZM13 173V172H12ZM43 173V174H44ZM80 174L79 175H81V172H79ZM103 173V172H102ZM107 174H108V172H106ZM220 173V172H219ZM227 173V172H226ZM226 173H224V174H226ZM242 173V172H241ZM244 173H245V175L246 176H244L245 178V181L247 182V185H246V183H243V185H241V186H239V187H241V189H240V191H237V189L239 190V187L238 188H236L235 190L237 191V193H235V194H238V192H240L239 193V196H240V199L242 198V196L243 195H245V193L246 192H244L247 188H248V185L251 183V185L253 184L252 182L253 181H255L254 183L255 184H258V182H259V185H255V184H253V186L252 187H254V185H255V189L254 188H252V187H250V185H249V191H247V193H246V195L248 194V193H250L249 194V196L251 195L252 196V194H251V192H254V194H253V198L252 197H250V198H248L249 196L247 195H245V196H243V197H246L245 199H249L251 202V204H253L254 202H255V199L254 198H256L257 197V193H258V195H260L259 193V191H261L260 190V187H261V185H263L264 184V178L263 179H258L257 181L255 180V179H257L258 177L259 178H261V175L262 174H264V173H262V172H257L258 174H254L253 173V175L255 176L254 178L251 176V173H249V171H246V172H243L242 174L244 175ZM247 173V174H246ZM249 173V174H248ZM256 173V172H255ZM259 173H261V174H259ZM46 174V173H45ZM44 174V175H45ZM73 174V173H72ZM241 174V175H242ZM47 175V174H46ZM45 175V176H46ZM63 175H64V173H63ZM79 175H78V177H79ZM83 175H85V174H83ZM96 175V174H95ZM259 175V176H258ZM56 176V175H55ZM58 176V175H57ZM56 176V177H57ZM65 177L64 178H66L67 177V175L65 174L64 175ZM107 176V175H106ZM105 176V177H106ZM211 176V175H210ZM232 176V175H231ZM29 177H30V175H29ZM33 177V176H32ZM62 177V176H61ZM69 177V176H68ZM68 177H67V179L66 180H68ZM74 177H77V176H74ZM72 175H71V178H74ZM77 177V178H78ZM202 177V178H201ZM201 177H199L200 179H202L204 182H206V180H207V184H208V186L209 187H211L212 189H213V187H212V185H214V184H212V183H214L213 181L214 180H208L209 178H208V176H207V178L208 179H206V177H204V176H201ZM243 177V176H242ZM262 177H264V175L262 176ZM13 178H15L14 176H13ZM18 178V182H17V184H15V188H14V193L17 195L16 197H17V199H19V202H20V206H19V208H20V213H18V215L19 214H21V220H19V225H18V234H17V236L19 237V239L22 241L21 242V244L23 245V247H21L22 248V254H24V257H27V258H31V260H32V263H34V264H61L58 260H57V258H56V256H55V252H54V247H53V240H54V238H55V235H56V233L58 232V230L61 228V227H63L64 225H66V224H68V223H72V222H83V223H86V224H89V225H91L92 227H94L95 229H96V231H98L99 232V234H100V236H101V241H102V243H103V245H102V250H104L103 251V255H105V254H108V253H114L115 251H113V250H111V248L113 247V246H115L114 244H117V243H119V244H122V245H124L125 246V250H128V253H130L129 252V250L131 251L132 250V253L134 252V238H133V236H131V229L132 228H130V230H129V228H128V226H129V224L126 222V223H124V224H121V225H123L122 226V228H121V226L119 225L120 224V222L121 221H119V223H117V224H115V225H112V220H114L113 218L111 219V221H110V217H107V216H111V212L112 213H114V212H117V209H114L112 206H110L107 210H106V213H105V211H104V214L101 212V213H97V212H99V211H95V210H92V209H89V208H86V207H83V206H80V207H77L78 206V204L75 202L76 200V197H75V199H73V196H72V199L74 200V202L77 204V208L76 209H72V208H69V209H72L73 211H69V209L67 208V212L65 211V212H61L62 211V209H60V207H58V205H57V203L59 202H55V200H57L58 199V197L56 196L57 194H56V191H57V189L55 188V187H53V186H51V183H48V186L46 187H44V188H47L46 189V191H43V192H41L40 191V186H39V184L38 183H35V187H32L33 185H28L27 184V181H25V178H24V176H18L17 177ZM31 178V177H30ZM45 178H47V177H45ZM51 178V180H52V178H54V175L52 176V177H50ZM94 178V177H93ZM199 178H197L196 180L198 181L199 180ZM203 178H205V179H203ZM211 178V177H210ZM230 178V177H229ZM233 179H234V176L232 177ZM248 178H249V180H248ZM251 178H253V179H251ZM5 179V180H6ZM36 179H37V177H36ZM62 179H63V177H62ZM75 180H76V178H74ZM228 179V178H227ZM247 179V180H246ZM251 179V180H250ZM39 180H41V179H39ZM47 180V179H46ZM50 179H49V182H52ZM65 180V179H64ZM74 180V181H75ZM222 180H224L223 178H222ZM15 181H17V180H15ZM48 181V180H47ZM56 181V180H55ZM73 181V180H72ZM76 181H78V180H76ZM84 181V180H83ZM196 181V182H197ZM212 181V182H211ZM227 181V180H226ZM235 181V180H234ZM237 181V180H236ZM244 181V182H245ZM260 181L263 183V184H260ZM29 182H32V181H29ZM43 182V181H42ZM57 182H60L59 180L57 181ZM66 182V181H65ZM80 182H81V180H80ZM86 182V181H85ZM101 182V181H100ZM199 182V181H198ZM209 182H211L210 184H209ZM228 182V181H227ZM240 182V181H239ZM250 182V183H249ZM14 183V182H13ZM61 183V182H60ZM60 183H59V188H58V190L60 189V186L64 183H61V185H60ZM68 183V182H67ZM71 183V182H70ZM73 183V182H72ZM201 183V182H200ZM5 184H6V186H5ZM54 184V183H53ZM52 184V185H53ZM65 184V186H66V183H64ZM63 184V185H64ZM77 183H75V185H76ZM88 184V183H87ZM202 184V183H201ZM206 184V185H207ZM242 184V183H241ZM0 185V186H1ZM44 185V184H43ZM55 185V184H54ZM56 185V186H57ZM196 185L198 186V183H196ZM195 185V186H196ZM203 186H205L204 184H202ZM215 185H217V184H215ZM221 185V184H220ZM234 185H236V184H234ZM246 185V186H245ZM29 186H31V187H29ZM64 186V187H65ZM67 186H69V185H67ZM66 186V187H67ZM100 186V185H99ZM99 186L97 187V188H99ZM203 186H201L200 185V190H201V187H203ZM207 186V187H208ZM219 186V185H218ZM218 186H216L217 188H218ZM225 186V185H224ZM256 186H259V189H257L256 188ZM63 187V188H64ZM78 187V186H77ZM80 187V186H79ZM89 187H90V185H89ZM88 187V188H89ZM206 187V188H207ZM219 187H221V186H219ZM223 187V186H222ZM228 187V186H227ZM263 187H264V185H263ZM56 190H55V189ZM76 188V187H75ZM204 188V187H203ZM202 188V189H203ZM211 188H209L210 189V191H212V189ZM244 188V189H243ZM251 188V189H250ZM2 189V190H3ZM62 189V188H61ZM66 188H64V191H62V192H64V193H66L67 191L65 190ZM74 189V188H73ZM80 189H82L81 187H80ZM85 189L87 190V188L85 187ZM92 189V188H91ZM96 189V188H95ZM95 189L93 188L92 190H94L95 191ZM228 190H226V191H228L229 192V188H227ZM253 189H254V191H253ZM257 189V191H255ZM261 189H263V188H261ZM1 190V189H0ZM63 190V189H62ZM68 190V192H70L69 191V189H67ZM86 190H84V191H86ZM92 190H90L91 191V195L93 194L92 192ZM102 190V189H101ZM205 190V189H204ZM219 190V188L218 189H214L212 192L214 193L215 192V194L217 193V192H219L218 194H216L218 197L219 196H223V198L225 199L226 198V195H227V197H228V199H225L226 201H228V203H229V205L228 206H226L225 205V203H227L226 201H225V203H224V201H222V200H224V199H222V196H221V198H219V200L220 201H222L223 202V204L222 203H218V205L216 206H212V205H208V203L209 204H211L210 203V201H211V198L209 197L210 195H211V197H213L212 195H213V193L212 194H210L209 193V190H205V192H207V193H205L204 191H203V195L206 197V196H208L209 194V196H208V198L206 197H204L203 195H202V199L200 198L201 196L199 195V192H198V195H196L197 194V192H195L196 194L194 195V197L195 198H199L196 202H198L197 203V207H198V205H199V203H201V205H199V207L203 210H201L199 207L197 208L196 206H195V204H194V208H192V212L191 213H194V211H195V213H196V211H197V213H199V217L201 218V222H199V224H198V229H199V231L201 232V235H202V243H200V247H198V249H196V252H198L197 253V260H198V264H209V263H212V264H264V213H260L259 211V213H257V208H256V206H255V203H254V206H255V208H256V213H255V210H254V213H230V211L229 210H231L230 208H229V206L231 205H233V204H237V202H238V204L240 203L239 201H238V199H239V197H238V199L237 198H235L234 196V192H233V190H230V191H232V193L231 192H229V193H231V194H233L234 196H232V199H231V194H229L228 192H227V194H226V191H225V196L223 195V193H221L220 191H222L221 189H220V191H218ZM241 190H243V192H241ZM60 191V190H59ZM75 191H77V190H73V192L74 193H72L73 195L75 194ZM79 191V190H78ZM80 191H82L81 192V194L84 192L83 190H80ZM88 191H89V189H88ZM87 191V192H88ZM89 191V192H90ZM98 191V190H97ZM217 191V192H216ZM235 191V192H236ZM263 191V194H264V190H262ZM89 192L87 193V195L88 196H86V195H84V197L85 198H91V197H89L90 196V194H89ZM101 192V191H100ZM223 192V191H222ZM2 193H4L5 194V192H2ZM2 193H0V195L2 194ZM13 193V192H12ZM13 193V194H14ZM78 195L80 194V192L78 193V192H76ZM98 193V192H97ZM209 193V194H208ZM243 193V194H242ZM256 193V194H255ZM11 194V193H10ZM56 194V195H55ZM60 194H61V191H60ZM69 194V193H68ZM68 194H63L64 195V197H66V195H68ZM71 194V193H70ZM77 194L75 195V196H77ZM101 194V193H100ZM207 194V195H206ZM241 194H242V196H241ZM262 193H261V196L263 195ZM7 196L6 197H8V194H6ZM216 195H214V197L216 198V201L214 202V203H216V202H218V198H217V196ZM4 195H2V198L4 199V201H5V197H3ZM12 196V195H11ZM10 195H9V197H11ZM21 196H22V198H21ZM59 196V195H58ZM80 196V195H79ZM95 196V197H96ZM198 196V197H197ZM238 196V195H237ZM236 196V197H237ZM256 196V197H255ZM1 197V196H0ZM9 197H8V199H9ZM13 197H15V195L13 196ZM60 197V196H59ZM63 197V199L62 200H65V198ZM69 197H71V196H69ZM68 197V199H70L71 200V198H69ZM81 198L83 197L82 195L80 196ZM93 197V196H92ZM102 197V198H101ZM263 198H264V196H262ZM62 198V197H61ZM60 198V199H61ZM67 198V197H66ZM78 198V197H77ZM194 198V199H195ZM204 198L206 199V200H204ZM257 198H260V196H258ZM92 199V198H91ZM94 199V198H93ZM93 199H92V201H93ZM96 199L98 200L99 198L98 197H96ZM207 199H210V200H208L207 201ZM222 199V200H221ZM231 199V200H230ZM235 199H237V201L235 200ZM252 199H254V200H252ZM0 200H1V198H0ZM13 200V199H12ZM90 200V199H89ZM212 200H213V198H212ZM232 200H234V201H236L235 203H234V201L232 202ZM4 201H2V203L4 202ZM7 201V200H6ZM5 201V203H7ZM78 202H79V200H77ZM84 201V200H83ZM103 201V200H102ZM102 201H101V203H102ZM200 201H203V202H200ZM206 201H207V204H206ZM241 201L242 202H245L244 201V199H241ZM257 201V200H256ZM263 201H264V199H263ZM10 202H11V199H10ZM88 202H91V201H88ZM95 202H97V201H95ZM106 202V201H105ZM193 202H194V200H193ZM205 202V203H204ZM212 203H213V201H211ZM253 202V203H252ZM258 202V201H257ZM5 203H3L4 205H5ZM61 203V202H60ZM69 202H67V204H68ZM70 203H72L71 201H70ZM81 203H83V202H81ZM213 203V204H214ZM232 203V204H231ZM261 203V202H260ZM259 202H258V204H260ZM1 204V203H0ZM2 204V205H3ZM9 204H11V203H8V205ZM64 204V203H63ZM88 204V203H87ZM105 204V203H104ZM108 204V203H107ZM113 204V203H112ZM219 204H221V205H219ZM3 205V206H4ZM8 205H6V207H8ZM13 205H18V204H15V203H13ZM13 205H10V206H13ZM62 206V204H59V206ZM69 205V204H68ZM81 205V204H80ZM96 205H97V203H96ZM100 205H102V204H100ZM204 205V206H203ZM206 205V206H205ZM240 205V204H239ZM243 205H245L246 206V203H243ZM9 206V207H10ZM70 206V205H69ZM105 206H107V205H104L103 207H105ZM109 206V205H108ZM107 206V207H108ZM208 206V208L207 209H209V210H207L206 209V207ZM212 207V210H211V207ZM223 206H225V208H226V210H225V208H223L224 209V211H227V213H223V209L221 210L222 212L221 213H219L220 211V209L223 207ZM234 206V205H233ZM232 206V207H233ZM254 206H252V208L254 207ZM15 207V206H14ZM17 207V206H16ZM64 207V206H63ZM67 207V206H66ZM98 207H100V206H98ZM219 209H218V208ZM221 207V208H220ZM231 207V208H232ZM235 207V206H234ZM243 207V206H242ZM241 207V208H242ZM247 207V206H246ZM3 208H5V207H3ZM120 208H121V206H120ZM197 208V210H195ZM205 208V209H204ZM217 208V211L215 210ZM244 208V207H243ZM63 209H65V207L63 208ZM106 209V208H105ZM215 211H214V210ZM229 209V210H228ZM258 209L260 210V208H259V206H258ZM263 209V208H262ZM261 209V210H262ZM5 210H6V208H5ZM10 210V209H9ZM8 210V211H9ZM12 210H13V208H12ZM12 210L10 211V212H12ZM15 210H16V208H15ZM14 210V211H15ZM18 210V209H17ZM101 210V209H100ZM121 210V209H120ZM120 210H119V212H120ZM206 210H207V212H206ZM211 210V211H210ZM237 210V209H236ZM245 210H247L246 208H244V211ZM248 210H249V208H248ZM253 210V209H252ZM260 210V211H261ZM8 211H7V213H8ZM14 211L12 212V214L14 213ZM69 211V212H68ZM200 211H202V213H200ZM212 212V213H210V212ZM228 211H229V213H228ZM232 211V210H231ZM243 211V212H244ZM250 211V210H249ZM16 212V211H15ZM52 212H55L56 213V215L54 216V217H52ZM96 212V213H95ZM205 212V213H204ZM213 212H217V213H213ZM248 212V211H247ZM5 213H6V211H5ZM54 213V214H55ZM118 213V212H117ZM119 214V213H118ZM141 213H139V215H140ZM147 214V213H146ZM15 215H17V213H15ZM49 215H51L50 217H49ZM122 215V214H121ZM143 216V215H142ZM148 216V215H147ZM17 217V216H16ZM16 217H12V218H16ZM18 217H20V215L18 216ZM17 217V218H18ZM114 217H116L115 216V214H114ZM118 217V216H117ZM116 217V218H117ZM141 217V216H140ZM16 218V219H17ZM115 218V219H116ZM124 218V217H123ZM126 218V217H125ZM122 220V219H121ZM126 220V219H125ZM50 221H53V222H55L57 225H55L54 226V224L52 225L51 224V222ZM123 221V220H122ZM15 222V221H14ZM18 221H16V223H17ZM115 222V221H114ZM124 222V221H123ZM120 226V227H119ZM123 227L124 228H126V229H123ZM16 229V228H15ZM141 229H142V226H141ZM143 229L144 230H148V228L147 227H143ZM142 229V230H143ZM12 233H14L15 234V232H12ZM10 234V233H9ZM44 234V241H43V244H41L40 242H39V240H38V238L40 237V236H42ZM133 235V234H132ZM17 236H15L16 238H17ZM11 237V236H10ZM42 239V240H43ZM18 240V239H17ZM205 240H207V241H209V242H211L209 245H211L210 247H212V248H210V250H208V249H206V248H204V241ZM20 242V241H19ZM113 244L112 245V247L109 249V244ZM208 243H206V245H207ZM203 245V246H202ZM205 247H207L208 248V246H205ZM7 248V247H6ZM115 248H119L118 247V244H117V247H115ZM205 250H204V249ZM107 249H109V250H111V252L110 251H108V253H106L107 252ZM206 250H208L209 251V253H208V251H206ZM120 251V250H119ZM1 252V251H0ZM20 252H21V250H20ZM178 253L176 254V258H177V260L179 261V263H177V264H191V260L189 259V254H190V251H188V246L186 245L185 246V249H183V250H181V249H178V251H177ZM207 252V253H206ZM128 253H126V254H128ZM132 253H131V255H132ZM116 254V253H115ZM114 254V255H115ZM124 254H125V252H124ZM126 254H125V257H126ZM113 255V254H112ZM113 255V257L112 258H114L115 256ZM117 255V254H116ZM130 255V254H129ZM130 255V256H131ZM108 256V255H107ZM162 256V255H161ZM16 257V256H15ZM100 257V256H99ZM109 257V256H108ZM128 257V256H127ZM133 257V256H132ZM26 258V259H27ZM104 258V257H103ZM111 258V259H112ZM130 258V257H129ZM135 258V256L133 257V259ZM20 259V258H19ZM15 260H16V258H15ZM100 260V259H99ZM106 260V259H105ZM126 261H128L127 259H125ZM125 260H121V261H124L125 262ZM131 260V259H130ZM11 261V260H10ZM28 261V260H27ZM103 261V260H102ZM107 261V260H106ZM112 261V260H111ZM18 262V261H17ZM98 262V261H97ZM100 262V261H99ZM105 262V261H104ZM113 262V261H112ZM111 262V263H112ZM134 262V263H133ZM10 263V262H9ZM19 263V262H18ZM114 263V262H113ZM123 263V262H122ZM129 263H132V264H138L139 262L137 261V259H135V260H133V261H131V262H129ZM128 263V264H129ZM17 264V263H16ZM101 264V263H100ZM102 264H104V263H102ZM115 264V263H114ZM117 264H119V263H117ZM121 264V263H120ZM124 264H126V263H124Z\"/></svg>","mask_w":264,"mask_h":264},{"label":"crops","instance_id":"3","mask_svg":"<svg viewBox=\"0 0 264 264\" xmlns=\"http://www.w3.org/2000/svg\"><path fill=\"white\" fill-rule=\"evenodd\" d=\"M135 103L140 117L149 126L172 130L184 126L194 114L197 91L182 72L159 69L140 82ZM227 134L241 153L264 157V98L239 102L229 114ZM102 245L99 232L83 222L64 225L53 240L55 256L61 264H95Z\"/></svg>","mask_w":264,"mask_h":264}]
</instances>
